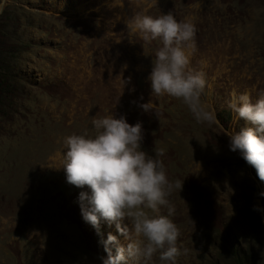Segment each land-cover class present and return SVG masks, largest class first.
Here are the masks:
<instances>
[{
	"label": "rangeland",
	"instance_id": "rangeland-1",
	"mask_svg": "<svg viewBox=\"0 0 264 264\" xmlns=\"http://www.w3.org/2000/svg\"><path fill=\"white\" fill-rule=\"evenodd\" d=\"M2 2L24 52L15 61L21 87L0 107V264H102L109 232L125 243L114 223L101 219L98 233L83 220L78 195L89 189L67 183L60 166L63 138L91 133L93 118L112 113L141 122L142 149H163L169 179L182 182L168 198L180 230L176 264H264V211L252 210L264 209L261 183L227 136L245 126L229 93L255 101L264 90V0ZM140 11L195 23L190 66L204 74L202 101L216 123L151 93L146 76L161 42L127 23ZM147 102L152 112L138 106Z\"/></svg>",
	"mask_w": 264,
	"mask_h": 264
},
{
	"label": "clouds",
	"instance_id": "clouds-1",
	"mask_svg": "<svg viewBox=\"0 0 264 264\" xmlns=\"http://www.w3.org/2000/svg\"><path fill=\"white\" fill-rule=\"evenodd\" d=\"M127 23L144 41L161 42L146 76L151 93L181 100L198 123H216L214 109L202 101L207 85L204 74L190 66L197 50L195 23L190 18L178 21L172 12L151 15L146 11L137 12ZM138 106L144 112L153 111L148 102ZM227 107L245 122L238 132L227 133L229 149L238 152L264 182V90L255 101L247 92L232 90ZM92 125L91 133L85 129L63 138L60 166L67 183L89 189L78 195L83 220L98 233L101 219L114 223L124 237L121 244L109 232L100 241L106 253L102 264H151L157 254L160 264H176L181 255L180 230L170 219L174 207L168 198L181 189L182 182L169 179L160 159L163 149L151 155L144 151L141 122L130 124L123 114L93 118ZM258 195L264 196V191ZM162 208H167V214ZM252 210L264 211L259 204Z\"/></svg>",
	"mask_w": 264,
	"mask_h": 264
},
{
	"label": "trees",
	"instance_id": "trees-1",
	"mask_svg": "<svg viewBox=\"0 0 264 264\" xmlns=\"http://www.w3.org/2000/svg\"><path fill=\"white\" fill-rule=\"evenodd\" d=\"M8 9L9 5H3L0 12V107H7L8 103H12L14 91L17 87H21L23 81L18 70L15 69V61L19 59V54L24 52L23 43L19 38L12 37L14 33L11 32L10 26L13 18L9 16ZM251 171L256 175L253 167H251ZM257 180L261 183V189L264 191V185L258 177ZM236 256L240 259V255L236 254Z\"/></svg>",
	"mask_w": 264,
	"mask_h": 264
},
{
	"label": "water",
	"instance_id": "water-1",
	"mask_svg": "<svg viewBox=\"0 0 264 264\" xmlns=\"http://www.w3.org/2000/svg\"><path fill=\"white\" fill-rule=\"evenodd\" d=\"M2 7H3V2H2V0H1V2H0V12H1V10H2Z\"/></svg>",
	"mask_w": 264,
	"mask_h": 264
}]
</instances>
